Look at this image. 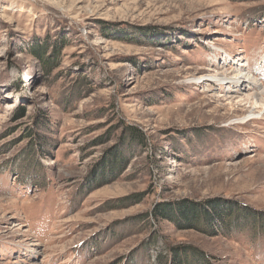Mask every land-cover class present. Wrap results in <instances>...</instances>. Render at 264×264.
Returning a JSON list of instances; mask_svg holds the SVG:
<instances>
[{
  "label": "rangeland",
  "instance_id": "1",
  "mask_svg": "<svg viewBox=\"0 0 264 264\" xmlns=\"http://www.w3.org/2000/svg\"><path fill=\"white\" fill-rule=\"evenodd\" d=\"M239 68L264 86V0H0V264H264V106L198 79Z\"/></svg>",
  "mask_w": 264,
  "mask_h": 264
},
{
  "label": "trees",
  "instance_id": "2",
  "mask_svg": "<svg viewBox=\"0 0 264 264\" xmlns=\"http://www.w3.org/2000/svg\"><path fill=\"white\" fill-rule=\"evenodd\" d=\"M55 44V43H54ZM53 50H51L52 52L49 51V47H47V45L44 44H36L33 45L31 47V52L34 54V56L42 63V69L49 73L53 70V68H55V62L57 60V54H58V49H56V45L52 46ZM18 116H21V113H19ZM126 133L128 132L129 134V141H133L136 144H143L145 145L143 142V140H141L139 136H137V132L132 131L131 128H127L125 129ZM37 142L33 143L36 145H39L41 141H43L41 138L37 139ZM32 143V142H31ZM41 147V144H40ZM39 147V148H40ZM44 178L42 177L41 181H39V184H42ZM215 212L211 214L207 213V211H205V209L201 210L198 207L195 206H184V207H180L177 206L176 208H174V210L171 208L170 205H168V203L162 202V203H158L156 205H154V207L151 209L150 212V216H152L153 219L156 220H160V221H166V220H175V218L179 219V221L182 223V225L184 227H188L191 229L194 228H201L200 225L203 224L204 228L208 227L209 224H213L211 225L213 228L214 225H216L218 227L219 230H222L223 232H225L226 230H223L224 227L227 226V224L229 223V221L233 218V216L235 215V213H230V207L228 208V211L222 212V210L226 207H221V210L218 211L216 210L217 208L220 207L219 204H214L213 206H211ZM214 221V222H213ZM208 225V226H207ZM214 235H216V233H212ZM176 253L173 254V252H171V255L168 256V258L172 259L170 260L171 264H185L184 259L181 260L180 258V251H175ZM192 255L196 260L198 264H201L202 262L200 260H203L200 258L201 254L198 251H193V250H187L185 253H183V255ZM167 258V259H168ZM160 259V258H159ZM165 258H163V261L168 264L169 263V259L167 260ZM204 261V260H203ZM196 263V262H195ZM164 264V263H163Z\"/></svg>",
  "mask_w": 264,
  "mask_h": 264
},
{
  "label": "bare ground",
  "instance_id": "3",
  "mask_svg": "<svg viewBox=\"0 0 264 264\" xmlns=\"http://www.w3.org/2000/svg\"><path fill=\"white\" fill-rule=\"evenodd\" d=\"M247 69L239 68L233 76L229 78L224 77V71H221L216 73L218 76L216 74L213 76L209 74H200L198 79H204L203 76H207V78L213 77L217 82L223 85L226 80L225 87L232 89L231 91L236 94L227 97H230V100H234L240 106L247 105L244 109V117L255 118L258 117V115H262L261 111L264 106V86L253 74H251V72L246 71Z\"/></svg>",
  "mask_w": 264,
  "mask_h": 264
}]
</instances>
